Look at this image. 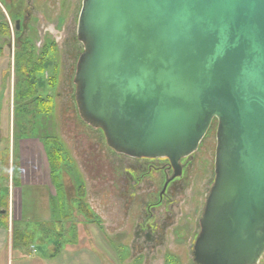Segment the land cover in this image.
<instances>
[{
	"label": "water",
	"instance_id": "water-1",
	"mask_svg": "<svg viewBox=\"0 0 264 264\" xmlns=\"http://www.w3.org/2000/svg\"><path fill=\"white\" fill-rule=\"evenodd\" d=\"M73 82L80 116L173 177L217 121L195 264L264 255V0H82ZM3 212V210L1 211Z\"/></svg>",
	"mask_w": 264,
	"mask_h": 264
},
{
	"label": "rangeland",
	"instance_id": "rangeland-1",
	"mask_svg": "<svg viewBox=\"0 0 264 264\" xmlns=\"http://www.w3.org/2000/svg\"><path fill=\"white\" fill-rule=\"evenodd\" d=\"M81 3L0 0V131L12 132L16 186L0 202L9 238L0 264H195L217 121L180 160L182 176L160 198L171 175L167 160L114 151L79 114L73 77L83 51L76 36ZM53 138L61 143L54 179L46 152Z\"/></svg>",
	"mask_w": 264,
	"mask_h": 264
},
{
	"label": "crops",
	"instance_id": "crops-1",
	"mask_svg": "<svg viewBox=\"0 0 264 264\" xmlns=\"http://www.w3.org/2000/svg\"><path fill=\"white\" fill-rule=\"evenodd\" d=\"M13 109H14V99L12 100ZM11 127L10 123L8 122V130ZM12 135V132L2 133L0 131V170L2 168H5V163L8 164L7 174H1L0 171V202L2 200H6V197L9 198L10 194L13 192L14 187L13 184H11V156L10 151H8V144L10 141V136ZM2 154V155H1ZM9 155V157H7ZM3 210V212H1ZM4 213V209H0V214ZM0 226V246L7 243L9 240L8 233H6L5 229ZM4 243V244H3Z\"/></svg>",
	"mask_w": 264,
	"mask_h": 264
},
{
	"label": "trees",
	"instance_id": "trees-1",
	"mask_svg": "<svg viewBox=\"0 0 264 264\" xmlns=\"http://www.w3.org/2000/svg\"><path fill=\"white\" fill-rule=\"evenodd\" d=\"M19 95V94H18ZM23 95V94H22ZM58 142V140L57 139H55V138H53V144H51V145H53V146H51L52 148L50 149L49 148V150H48V148H47V150L48 151H46L47 152V158H48V161H49V163H50V165H51V168H50V173H51V175H52V178L54 179L55 177H54V175L56 176V171H57V167L60 165V163H61V161L59 162V158L60 157H56V154L58 153V150H60L59 148L61 147V143H57ZM61 159V158H60ZM57 189V188H56ZM57 191V190H56ZM23 242H24V244H26L25 243V239L23 238ZM14 247V246H13Z\"/></svg>",
	"mask_w": 264,
	"mask_h": 264
},
{
	"label": "flooded vegetation",
	"instance_id": "flooded-vegetation-1",
	"mask_svg": "<svg viewBox=\"0 0 264 264\" xmlns=\"http://www.w3.org/2000/svg\"><path fill=\"white\" fill-rule=\"evenodd\" d=\"M16 28H18V24H16ZM190 156H188V157H190ZM137 159H140V158H137ZM149 159H154V158H149ZM161 159H166V158H161ZM165 165H166L165 167H166L167 171L169 170V172L171 173V175L168 176L166 174V176H164V181H163V185H162V188H161V192L162 193L160 194V198L165 194V192L168 189V187H170V185L172 186L173 183L176 182L178 180V178H180L182 176V174H183V167L181 166V174L179 176H177V177H173L172 178L173 169H172L171 165L169 164V161L168 160L166 161ZM180 165H181V163H180Z\"/></svg>",
	"mask_w": 264,
	"mask_h": 264
}]
</instances>
